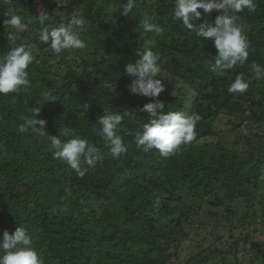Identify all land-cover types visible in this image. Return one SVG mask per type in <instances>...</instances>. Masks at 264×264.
<instances>
[{"label":"rangeland","instance_id":"374dc122","mask_svg":"<svg viewBox=\"0 0 264 264\" xmlns=\"http://www.w3.org/2000/svg\"><path fill=\"white\" fill-rule=\"evenodd\" d=\"M29 1L31 0H0V56L19 44L34 46V61L29 74L31 86L21 92L23 98H20L19 93L9 102L7 97L12 93L0 95V222L5 216L2 210L5 206L17 204L16 218L23 220L27 213H32L34 207L49 211V206L57 205L60 199L68 195L77 198L70 187L57 179L52 180L50 194L45 195L49 181L39 172L35 160L39 158L56 165L58 159L53 157L47 136L18 131V125L22 123L21 116L30 115L29 108L37 106V101L45 91L56 97L55 101L46 102L41 107L37 117L46 121L45 130L49 135H59L64 128L72 129L71 120L81 119L85 103L90 102L95 120L105 109L114 113L120 111L119 101L122 98L124 103L128 100L123 97L121 87L125 82L119 79L122 81L120 85L113 77L122 74L126 81L128 76L123 74L125 65L139 59L136 51L142 50L145 40H153V48L157 42L156 37L161 35L142 30L139 21L143 14L154 15L156 23L170 32L165 39L166 45H187L186 57L175 51L174 61L183 60L188 64L192 56L202 51L216 54L214 46L208 43L213 42L211 38H204L203 41L180 22H174L178 26L171 24L172 7L166 10V5L171 0H135L133 13L128 17L120 15V5L127 0H32L35 3L31 6L28 5ZM255 4L256 9L252 13L258 14L264 0H256ZM33 8H36L35 12ZM77 11L87 21V31L81 34L86 43L84 49L66 50L57 55L49 46L44 50H40L41 46H36L37 38L30 26L38 30L40 17L48 15L50 19L47 22L55 18L58 24L61 13L67 16ZM199 11L208 22H214L216 16L220 15L215 10L211 14ZM8 12L20 14L23 22L28 25L25 31L16 33L15 41L8 40L10 29L3 25ZM239 15L244 28L264 39L262 24L260 26L249 21L242 13ZM190 51L191 55L187 56ZM169 60V56H164L160 64L163 74L157 79L176 80L170 76L171 73L163 70ZM193 67L196 69L197 64ZM47 81L49 85L43 86ZM245 93L244 97L232 100L221 112L216 110L218 115L211 122V130L215 134L200 138L193 148L195 154L206 162L225 156L236 171H225L212 191L205 189L201 193L198 204L184 206L172 202L179 210L161 223L172 228L180 224L181 232L161 252L163 264H264V80H253ZM201 127L202 124L197 129ZM97 128L98 125L95 124L88 135L82 138L98 144ZM28 167L36 177L28 176ZM257 173L262 176L257 178ZM244 180L246 197L233 200L236 186ZM257 181H262L258 183L261 188L253 193ZM38 185H41L40 192L36 191ZM126 195L129 193L126 192ZM250 197L252 203L249 202ZM217 198L222 200V204L212 203ZM157 199L159 194L156 192L148 196V201L155 206L151 212L154 217L156 209L161 207V201L156 205ZM20 200L22 201L19 202ZM127 204L120 205L115 213L105 216L106 206L90 203V213L97 231L101 233L109 231L108 229L123 228L126 218L133 221L132 215L126 212ZM36 214L37 212H33L32 218ZM27 221L31 224V218ZM128 221V224L137 225L136 222ZM4 231L13 234L5 225L2 226L1 233ZM125 259L126 257L114 262L126 264Z\"/></svg>","mask_w":264,"mask_h":264},{"label":"trees","instance_id":"16d2710c","mask_svg":"<svg viewBox=\"0 0 264 264\" xmlns=\"http://www.w3.org/2000/svg\"><path fill=\"white\" fill-rule=\"evenodd\" d=\"M34 3L35 1L31 0L28 5L31 6ZM173 3V0L169 1L166 10L173 7ZM32 10L35 12L36 8ZM259 10L258 14L249 13L246 10L242 14L249 21L258 25L262 24L263 26H260L264 32V5ZM170 20L171 24L178 26V23H174L172 18ZM51 22L57 24L55 18ZM161 23L163 24V22ZM39 26L41 27L40 23ZM30 28H32L31 32L36 35V46L39 45L41 46L40 50H44L48 45L39 41V28L38 30H35L33 26ZM161 28L163 30L161 35L156 37L157 42L153 48L160 54V64L164 60V56L170 57L163 70L171 73L170 76L176 80H162L164 91L159 97L151 98L132 94L129 91L128 86L133 77H127L126 81V77H123L122 74L113 77L120 85L122 84L120 80H124L125 83L121 85L124 92L123 97L128 99L125 103L123 98L119 101L121 108L117 113L123 114L125 111L131 113L129 116H125L121 125L123 129L121 135L128 146L127 153L121 154L119 158L112 157L108 147L98 135L96 142L99 145L95 142L93 144L99 149L102 148L100 151L104 159L102 162H98L95 167L89 168L84 177L78 176L74 170L60 160H57L56 165H52L36 158V167L49 181L45 188L46 196L50 194L52 180L57 179L70 187L77 198L68 195L60 199L57 205L49 206V211L34 207L32 213H27L23 220L16 218L15 207L17 204L10 207L5 206L6 209L2 208L5 216L1 218L0 222V239L4 233H1L2 226L5 225L7 230L9 229L12 233L17 226H24L33 238L34 247L42 255L45 264H90L91 262L93 264H116L114 261L125 257L126 264H163L164 260L160 258L161 252L181 232L180 224L172 228L168 227L166 223H161V221L173 217L179 210V207L173 206L172 202L184 206L191 203L198 204L200 202L198 200L202 197L201 193L205 192V189L209 192L212 191L225 171L228 169L236 171V168L231 166L225 156L206 162L195 154L193 148L200 138L215 134L211 130V122L218 115L216 110L221 112L232 100L246 95V93L230 94L227 88L235 76L241 73L249 79L250 83L255 80L251 78L250 67L253 62L264 65V39L257 37L245 28L244 34L250 42L247 62L242 66L228 70L223 76H216V73L211 70L216 54L213 55L208 51L207 53L199 52L192 56V60L188 64L183 60L174 61L175 51L186 57L187 45L184 43L166 45L165 39L170 35V32L164 30L163 26ZM139 33L140 31H138ZM208 43L214 46L213 42ZM190 55L191 51L187 53V56ZM194 64H197L196 69L193 67ZM30 70L31 64L27 69L29 74ZM46 84L49 85L48 81L44 82L43 86ZM15 95L12 93L7 97V100L11 102V98ZM19 96L23 98V93H20ZM156 99L164 103L165 112L184 111L188 115L198 113L201 116L193 141L188 145H182L174 155L167 157L162 156L157 150L144 152L138 149L134 142L135 132L141 129L147 120V113H141L139 109L146 103L155 102ZM91 109L90 102L85 103L81 119L71 120L72 129L81 138L88 135L96 124ZM200 124L202 127L198 130ZM27 172H29L28 176H37L30 167ZM260 176L262 174H256L257 178ZM245 182L246 180L236 186L233 200L246 197L244 196L246 195ZM259 182L262 183V181L255 182L254 185L257 187L255 186L253 193H257L261 188ZM40 190L41 185H38L36 191L40 192ZM126 192L129 195H126ZM153 192L159 194L161 201V207H157L155 217L151 213L155 206L148 201V196ZM92 202L99 206H106L105 216L115 213L120 205L128 203L125 206L126 212L128 215H132L133 221H128L126 218L123 228L117 227L114 230L108 229L109 231L100 233L94 227V220L90 213V203ZM249 202L252 203L251 197ZM212 203L219 205V203L222 204V200L217 198ZM113 206L116 208L113 209ZM33 212H37L34 218H32ZM29 218H31V224L27 221ZM127 221L136 222L137 225L128 224Z\"/></svg>","mask_w":264,"mask_h":264},{"label":"clouds","instance_id":"9594fccd","mask_svg":"<svg viewBox=\"0 0 264 264\" xmlns=\"http://www.w3.org/2000/svg\"><path fill=\"white\" fill-rule=\"evenodd\" d=\"M135 0H127L120 5V15L128 17L133 13ZM245 9L249 13L255 12V0H174L172 19L180 22L186 29L194 32L200 38H211L216 49L214 63L211 70L218 76H223L228 70L244 65L249 57L250 42L245 33L244 25L240 22ZM211 14L214 10L220 15L214 22H208L202 17ZM3 25L10 31L9 41L17 39L16 33L25 31L28 25L23 22L20 14L8 12ZM49 16L39 18L41 27L38 30L39 41L48 45L57 55L66 50H80L86 47L81 34L87 31V21L80 12L70 15L61 13L58 24L48 22ZM139 25L145 33L160 34L161 26L156 23V17L143 14ZM153 40L143 42L142 50L136 51L139 56L134 63H127L124 75L135 77L128 86L132 94L143 97L157 98L164 91L161 79L162 68L159 63L160 54L154 51L151 45ZM33 45L19 44L11 47L3 56H0V95L10 93L19 94L31 86L27 69L34 61ZM251 78L264 80V65L253 62L250 67ZM250 87L249 79L243 73L238 74L229 84L227 91L232 94H244ZM56 97L45 91L36 107L29 108L30 115L21 116L22 123L18 125L20 133L31 132L40 137H48L53 157L66 164L80 177H84L89 168L95 167L104 159L100 149L87 139L75 134L73 129L64 128L59 135H49L46 121L38 119L41 107L46 102L55 101ZM147 113V120L142 128L134 135V142L138 149L144 152L157 150L162 156L174 155L182 145L190 144L196 136V126L201 120L198 113L188 115L184 111H167L162 101L156 99L139 109ZM131 113H114L105 109L104 113L96 118L98 125L97 135L104 141L109 154L119 158L128 151L124 142L121 127L125 116ZM126 134V133H125ZM86 165V166H85ZM156 205L160 200H156ZM0 264H45L42 255L35 249L33 238L24 226H17L13 234L4 231L0 239Z\"/></svg>","mask_w":264,"mask_h":264},{"label":"water","instance_id":"95a60500","mask_svg":"<svg viewBox=\"0 0 264 264\" xmlns=\"http://www.w3.org/2000/svg\"><path fill=\"white\" fill-rule=\"evenodd\" d=\"M133 79H135V77H133Z\"/></svg>","mask_w":264,"mask_h":264}]
</instances>
